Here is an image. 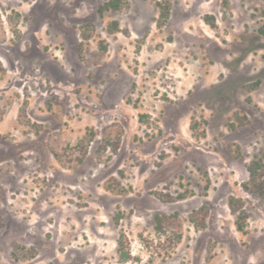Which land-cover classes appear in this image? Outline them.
I'll return each mask as SVG.
<instances>
[{"label": "rangeland", "instance_id": "obj_1", "mask_svg": "<svg viewBox=\"0 0 264 264\" xmlns=\"http://www.w3.org/2000/svg\"><path fill=\"white\" fill-rule=\"evenodd\" d=\"M106 1L0 0V264H264V0Z\"/></svg>", "mask_w": 264, "mask_h": 264}, {"label": "trees", "instance_id": "obj_2", "mask_svg": "<svg viewBox=\"0 0 264 264\" xmlns=\"http://www.w3.org/2000/svg\"><path fill=\"white\" fill-rule=\"evenodd\" d=\"M126 6H127V0H108L98 7V14L102 16L107 12H118V11L123 10ZM157 8L160 10L161 19L165 20L169 12V6L167 5L164 6L161 3H157ZM205 21L207 24H209V26H213L212 18L210 19L205 18ZM91 29L92 27L90 25H86L82 27L81 36L83 39L85 40L89 39L90 37L89 33ZM116 31H118V24L116 22L109 23L107 27V34L108 35L114 34ZM259 31L262 35H264V26H262L259 29ZM3 74H4V69L2 68L1 63H0V79ZM262 169H263V165L257 159L253 160L248 167L249 175L251 178V184L253 187H257L258 190L260 189L261 186L264 185L263 183L260 184L256 182L258 172ZM245 187L247 188L246 185ZM233 202L234 201L231 199L230 200L231 207H233ZM235 226L239 233L244 234V227H243V224H241V222L239 221V218L235 220Z\"/></svg>", "mask_w": 264, "mask_h": 264}]
</instances>
